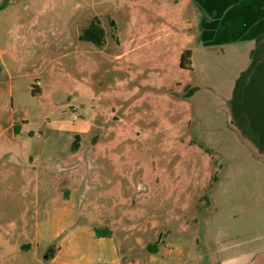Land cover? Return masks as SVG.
I'll use <instances>...</instances> for the list:
<instances>
[{
	"label": "rangeland",
	"instance_id": "obj_1",
	"mask_svg": "<svg viewBox=\"0 0 264 264\" xmlns=\"http://www.w3.org/2000/svg\"><path fill=\"white\" fill-rule=\"evenodd\" d=\"M194 1L3 0L9 105L23 131L0 136V192L17 161L46 190L0 195V210L17 209L13 225L2 223L9 245H0V264H69V238L88 226L112 230L126 258L185 234L204 243L231 210L262 205L264 155L230 112L251 59L232 46L202 51ZM94 18L105 30L101 47L79 37ZM185 48L191 69L180 66ZM33 83L42 95L32 96ZM32 152L40 160L25 162ZM59 176L68 197L58 195Z\"/></svg>",
	"mask_w": 264,
	"mask_h": 264
},
{
	"label": "crops",
	"instance_id": "obj_2",
	"mask_svg": "<svg viewBox=\"0 0 264 264\" xmlns=\"http://www.w3.org/2000/svg\"><path fill=\"white\" fill-rule=\"evenodd\" d=\"M2 2L3 0H0V20L6 17L3 14L6 8ZM194 3L199 13L200 25L197 33L200 36L202 51L218 48L220 52L224 47L232 46L240 52L243 51L244 57L245 55L250 57L256 39L264 33V0H195ZM5 54L6 49L0 46V73L5 72L0 79V136L10 132V139H18L23 130L14 118L12 104L9 105V102L14 101L15 96L12 74ZM31 94L32 96L43 94L38 83L32 84ZM6 122L8 124H5ZM14 148L15 145L10 146L7 154H12ZM40 157V152L36 154L32 152L26 155L24 161L27 162L28 159L32 161L34 158L39 161ZM7 162L3 160L4 164L11 167L14 161L11 165ZM14 164L16 167H11L9 175H5L2 180L5 190L1 191L0 195L5 198L17 196L30 198L34 194L38 197L39 193L44 195L45 180L40 176L18 173L17 166H20V162L17 161ZM57 180H60V176ZM61 181L63 184L56 186L59 190L58 195L68 197L70 195L68 180ZM261 200L262 205L259 207L231 210L224 215L222 220H225V225L213 228L204 243L201 242L199 233L185 234L183 238L178 239L160 240L157 245L154 240L155 242L146 243L148 248L144 254L132 258L123 256L118 243L112 240V230H100L93 226L84 227L79 235L69 238L70 245L74 249L69 254L68 260L63 257L62 261H68L69 264H264L263 188ZM16 211L15 207L0 210V245H9L8 240H4L1 234L2 223L6 219L10 221V225H13L15 222L13 215ZM107 230L109 234H106ZM86 234L88 236L84 237ZM124 244L127 245L128 241ZM77 246L81 248L76 250ZM62 247L61 244L59 250ZM92 247L99 248L101 253L96 254ZM25 248L26 244L19 245V250L23 251ZM57 256L55 255L53 259L55 260Z\"/></svg>",
	"mask_w": 264,
	"mask_h": 264
},
{
	"label": "trees",
	"instance_id": "obj_3",
	"mask_svg": "<svg viewBox=\"0 0 264 264\" xmlns=\"http://www.w3.org/2000/svg\"><path fill=\"white\" fill-rule=\"evenodd\" d=\"M82 41L90 42L98 47L105 43V30L98 18H94L89 26L80 34ZM193 51L186 48L180 58L182 68L191 69ZM251 63L236 79L230 100L231 119L240 135L252 143L259 153L264 154V33L256 39L254 49L250 53ZM197 87H191L188 95H192ZM73 150L79 148L77 143ZM109 234V231H106ZM54 248L50 249V257Z\"/></svg>",
	"mask_w": 264,
	"mask_h": 264
}]
</instances>
